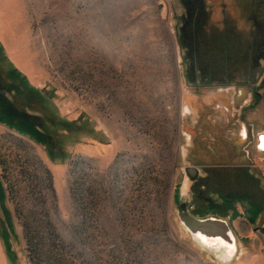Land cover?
I'll return each instance as SVG.
<instances>
[{"label": "rangeland", "instance_id": "rangeland-1", "mask_svg": "<svg viewBox=\"0 0 264 264\" xmlns=\"http://www.w3.org/2000/svg\"><path fill=\"white\" fill-rule=\"evenodd\" d=\"M238 1L195 29V0H0V99L35 123L0 107V264H221L181 210L264 264V27Z\"/></svg>", "mask_w": 264, "mask_h": 264}, {"label": "water", "instance_id": "water-1", "mask_svg": "<svg viewBox=\"0 0 264 264\" xmlns=\"http://www.w3.org/2000/svg\"><path fill=\"white\" fill-rule=\"evenodd\" d=\"M183 227L204 251L210 253L221 264H231L238 253L237 239L228 221L208 216L200 218L189 210L179 211Z\"/></svg>", "mask_w": 264, "mask_h": 264}, {"label": "trees", "instance_id": "trees-1", "mask_svg": "<svg viewBox=\"0 0 264 264\" xmlns=\"http://www.w3.org/2000/svg\"><path fill=\"white\" fill-rule=\"evenodd\" d=\"M238 7L242 11V14L246 17L249 18L253 23L256 22L258 23L257 25L263 26L264 27V0H240L238 1ZM188 12H189V20L192 23L193 28L199 29L207 26V22L205 20V17L202 19L200 16H204V8H203V3L202 0H195L194 3H192L191 7H188ZM190 24V22H189ZM264 43V42H263ZM259 44V43H258ZM262 46V43L259 44ZM257 49V56L260 58H263L264 55L261 53V47L256 48ZM20 131L24 133H29L33 137L32 131L26 130V129H21ZM42 142V141H40Z\"/></svg>", "mask_w": 264, "mask_h": 264}, {"label": "flooded vegetation", "instance_id": "flooded-vegetation-1", "mask_svg": "<svg viewBox=\"0 0 264 264\" xmlns=\"http://www.w3.org/2000/svg\"><path fill=\"white\" fill-rule=\"evenodd\" d=\"M0 107L8 108L11 110L8 117L10 118L9 121H11L12 125L18 127L19 129H24L25 127L29 130L32 129V126L35 124L33 119L30 117V115H27L25 113L19 112L17 109L14 108V106L11 105L10 101L6 98L0 99ZM3 110H1L0 113H2ZM235 177V175H234ZM233 177V178H234ZM221 184V183H220ZM235 188V187H233ZM234 196L231 197L233 199Z\"/></svg>", "mask_w": 264, "mask_h": 264}, {"label": "built area", "instance_id": "built-area-1", "mask_svg": "<svg viewBox=\"0 0 264 264\" xmlns=\"http://www.w3.org/2000/svg\"><path fill=\"white\" fill-rule=\"evenodd\" d=\"M263 136H264V135H262V136L260 137V138H261V142H263V140H262V139L264 138ZM261 149H262V148H261ZM262 150H264V148H263Z\"/></svg>", "mask_w": 264, "mask_h": 264}, {"label": "bare ground", "instance_id": "bare-ground-1", "mask_svg": "<svg viewBox=\"0 0 264 264\" xmlns=\"http://www.w3.org/2000/svg\"><path fill=\"white\" fill-rule=\"evenodd\" d=\"M264 137V136H263ZM263 140V142H262V146L264 147V138L262 139ZM264 151V150H263Z\"/></svg>", "mask_w": 264, "mask_h": 264}]
</instances>
